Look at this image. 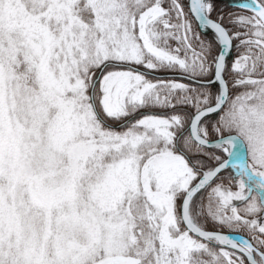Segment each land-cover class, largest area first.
<instances>
[{
  "label": "snow or ice",
  "instance_id": "obj_1",
  "mask_svg": "<svg viewBox=\"0 0 264 264\" xmlns=\"http://www.w3.org/2000/svg\"><path fill=\"white\" fill-rule=\"evenodd\" d=\"M0 264H264V0H0Z\"/></svg>",
  "mask_w": 264,
  "mask_h": 264
},
{
  "label": "trees",
  "instance_id": "obj_2",
  "mask_svg": "<svg viewBox=\"0 0 264 264\" xmlns=\"http://www.w3.org/2000/svg\"><path fill=\"white\" fill-rule=\"evenodd\" d=\"M228 2H229V0H217V4H218V6H220V7H223V6H224L226 3H228ZM156 75L163 77V76H165L166 74H165V73H157Z\"/></svg>",
  "mask_w": 264,
  "mask_h": 264
}]
</instances>
